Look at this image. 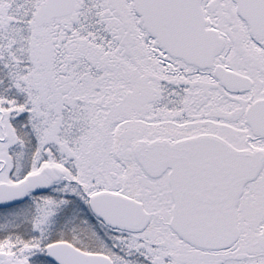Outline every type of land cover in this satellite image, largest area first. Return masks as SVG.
<instances>
[{
  "label": "snow or ice",
  "instance_id": "1",
  "mask_svg": "<svg viewBox=\"0 0 264 264\" xmlns=\"http://www.w3.org/2000/svg\"><path fill=\"white\" fill-rule=\"evenodd\" d=\"M0 264H264V0H0Z\"/></svg>",
  "mask_w": 264,
  "mask_h": 264
}]
</instances>
